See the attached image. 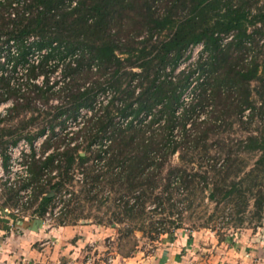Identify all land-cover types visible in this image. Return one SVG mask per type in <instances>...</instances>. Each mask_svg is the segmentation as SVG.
<instances>
[{
	"label": "trees",
	"instance_id": "1",
	"mask_svg": "<svg viewBox=\"0 0 264 264\" xmlns=\"http://www.w3.org/2000/svg\"><path fill=\"white\" fill-rule=\"evenodd\" d=\"M255 3L0 0V100H13L0 147L47 131L28 177L2 183V205L29 187L26 208L40 221L58 196V226L90 219L150 242L182 228L196 198L237 223L248 209L263 227L264 5ZM24 64L21 90L9 80ZM81 109L90 113L76 121Z\"/></svg>",
	"mask_w": 264,
	"mask_h": 264
},
{
	"label": "crops",
	"instance_id": "2",
	"mask_svg": "<svg viewBox=\"0 0 264 264\" xmlns=\"http://www.w3.org/2000/svg\"><path fill=\"white\" fill-rule=\"evenodd\" d=\"M1 187L0 182V190ZM2 198L0 191V264H79L86 253L93 257L91 264H264V226L241 232L228 243L226 239L207 236L200 241H205L210 251L195 263V256L188 250L192 248L188 244L191 235L180 234L172 241L166 240L167 245L157 246L152 253L122 255L99 248L105 230L101 225L78 220L47 233L32 208L14 215L13 206L2 205ZM46 238L51 243L45 244Z\"/></svg>",
	"mask_w": 264,
	"mask_h": 264
},
{
	"label": "rangeland",
	"instance_id": "3",
	"mask_svg": "<svg viewBox=\"0 0 264 264\" xmlns=\"http://www.w3.org/2000/svg\"><path fill=\"white\" fill-rule=\"evenodd\" d=\"M254 5L263 6L264 0H256V3ZM261 44L263 43L259 41V45ZM262 48L264 49V47ZM195 51L196 49L193 50L192 56L195 54L194 53ZM261 64L262 65L264 64V59H261ZM38 102L39 101H36L37 104H40ZM243 158L245 159V161H247V164L250 165L252 161V157L244 154ZM172 159L173 161L177 160L175 155L172 157ZM3 187L5 186L2 184V187L0 190L1 192L4 189ZM9 187H12V186H9ZM4 198L5 197L3 195L2 199L4 200ZM21 206H22V210H24L27 207V200L24 204L22 203ZM212 210H213V204L207 201L206 198H203L202 202H198L196 198L195 201L192 203V205L190 207L185 208V210H183L181 214V218L183 222L182 228L172 233L162 234L154 242H150L146 238L141 237V233L138 231H135L132 234L123 236L118 231L117 225L115 228L101 225L102 227L105 228V230L103 231L99 239V241H101L99 248L105 247L106 249L104 250L107 252L110 251V252H115V253H119L122 255H125L128 251H130L129 255L134 254L136 251H141L143 253H152L156 250L157 246L162 247L163 244L167 245L165 243L167 242L166 240L170 239V241H172L174 237L181 236V235L184 236L185 234H187L186 228H189L192 230L191 232L192 240L188 244L192 248L188 250L191 251L193 256H195V258L192 260L195 263H197L202 260V257L204 256V254L206 253L208 254L210 251V249L207 246V243L205 241L204 242L200 241L206 238L207 236H215L221 240L226 239L225 243L226 242L228 243L229 241H231L232 238H235L236 235L238 236L239 234H241V232L245 233L249 231L248 229L255 231V230H259V228H262L261 225H257L256 222L250 218L248 209L244 212L243 221L241 223H237V220L234 219L233 216H231V218L229 217L227 220L226 213L223 215L215 214V213L213 214ZM208 214H212V217L210 220L208 219L209 218ZM80 220L91 221L90 219H80ZM54 221L56 222V218L54 219ZM205 222L207 223V227L199 226ZM159 242L161 243L159 244ZM99 250H102L101 252H103V249H99Z\"/></svg>",
	"mask_w": 264,
	"mask_h": 264
},
{
	"label": "built area",
	"instance_id": "4",
	"mask_svg": "<svg viewBox=\"0 0 264 264\" xmlns=\"http://www.w3.org/2000/svg\"><path fill=\"white\" fill-rule=\"evenodd\" d=\"M228 39V38H227ZM225 40V39H224ZM200 45L196 46L195 49H199ZM12 48V47H11ZM0 61H3V58L0 57ZM28 62H37V53L34 52L32 54L28 55ZM26 64L22 65H17L16 70L14 72V78H10L9 83L11 85H15L16 87L18 86L21 90L23 89V84L22 82L24 81V77L22 76V73H24V68ZM60 72V67L58 66L56 70L53 71V73L49 76V79L56 80L57 85L61 84L62 80L59 76ZM42 81V76H37L33 82L36 84L40 85ZM100 100L103 99V96L99 97ZM13 105V100L10 97L4 98L0 100V116H3L6 114L7 109L10 108ZM89 110L81 109L80 110V115L76 118V121L80 120V116L84 114H89ZM68 128H75V123L74 122H68ZM46 130L45 132L37 136L35 139H33L31 142H28L25 138H20L16 140L14 143L8 144L4 149L0 148V181L3 182L4 185L6 186H14L17 184V182H21L25 180L29 173H28V163H29V158H30V153L33 151L34 156L38 157L39 156V146L41 141L46 135ZM72 144V143H71ZM47 150L46 152L43 153L41 157H43L45 154L48 153ZM75 179L80 178V174H75L74 176ZM20 195L19 203L12 207L11 213L14 215H17L21 212L22 210V203L24 204L26 200L28 199L29 193H30V188L29 187H24L18 191ZM69 195V193H64L62 192L61 197L65 198ZM62 208V202L56 196L54 199L52 207H50L43 215L40 224L44 226L47 230V233L55 231L58 225L54 221L56 216L60 213V210ZM10 229V225L8 227ZM50 242L48 238L45 239L44 243ZM51 243V242H50ZM110 261V259H107ZM93 261V257L91 254L86 253L84 256L83 260L79 264H91Z\"/></svg>",
	"mask_w": 264,
	"mask_h": 264
},
{
	"label": "water",
	"instance_id": "5",
	"mask_svg": "<svg viewBox=\"0 0 264 264\" xmlns=\"http://www.w3.org/2000/svg\"><path fill=\"white\" fill-rule=\"evenodd\" d=\"M53 192H49L48 194H46L47 196H52ZM82 221V220H81Z\"/></svg>",
	"mask_w": 264,
	"mask_h": 264
}]
</instances>
